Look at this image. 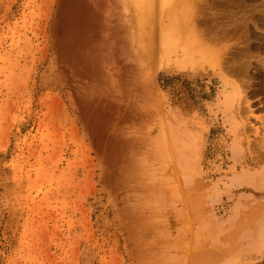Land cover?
<instances>
[{
	"label": "rangeland",
	"instance_id": "374dc122",
	"mask_svg": "<svg viewBox=\"0 0 264 264\" xmlns=\"http://www.w3.org/2000/svg\"><path fill=\"white\" fill-rule=\"evenodd\" d=\"M187 1L218 63L132 0H0V264H264V0Z\"/></svg>",
	"mask_w": 264,
	"mask_h": 264
},
{
	"label": "bare ground",
	"instance_id": "6f19581e",
	"mask_svg": "<svg viewBox=\"0 0 264 264\" xmlns=\"http://www.w3.org/2000/svg\"><path fill=\"white\" fill-rule=\"evenodd\" d=\"M132 1L134 7L141 15V19L144 21L145 28H149V25L154 21L155 16L158 18L161 15H164L167 22L163 28L169 37L177 41L179 44L178 47L182 51H192L199 56V59L202 58L203 60H208V62H217V60L214 59L217 52L209 48L206 43L198 38L197 31L193 26V4L187 0H182L183 4H181L180 7H177L176 3L178 0H166L167 2L165 3L166 7L164 10V0ZM170 2H172V4H170ZM245 226L247 227L246 229H248L245 232V242L250 244V249L248 250H251L255 247L254 242L256 239H259L260 234L255 228L257 226L255 223Z\"/></svg>",
	"mask_w": 264,
	"mask_h": 264
}]
</instances>
